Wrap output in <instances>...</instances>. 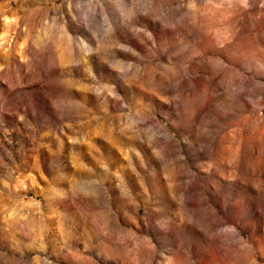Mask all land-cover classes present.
<instances>
[{
  "label": "rangeland",
  "instance_id": "1",
  "mask_svg": "<svg viewBox=\"0 0 264 264\" xmlns=\"http://www.w3.org/2000/svg\"><path fill=\"white\" fill-rule=\"evenodd\" d=\"M0 264H264V0H0Z\"/></svg>",
  "mask_w": 264,
  "mask_h": 264
}]
</instances>
